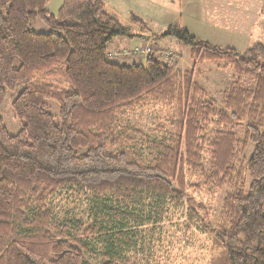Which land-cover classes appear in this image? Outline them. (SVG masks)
I'll return each instance as SVG.
<instances>
[{
	"label": "trees",
	"instance_id": "1",
	"mask_svg": "<svg viewBox=\"0 0 264 264\" xmlns=\"http://www.w3.org/2000/svg\"><path fill=\"white\" fill-rule=\"evenodd\" d=\"M49 1L0 0V106L13 94L20 125L10 134L0 116V264H92L87 256L99 243L101 264H135L126 253L132 231L146 217L161 218L167 202L182 205L195 187L188 175L198 173L204 186L228 190L226 227L207 230L224 246L226 264H264V46L239 52L174 25L158 36L189 47L195 64L232 69L235 81L218 106L176 60L149 54L127 65L107 54L114 38L137 34L102 0H63L55 15ZM37 20L46 32L31 29ZM130 22L148 28L134 15ZM243 78L254 87L244 88ZM149 103L174 113L145 160L126 148L144 134L123 116ZM61 191L91 201L92 220H58L50 200Z\"/></svg>",
	"mask_w": 264,
	"mask_h": 264
},
{
	"label": "rangeland",
	"instance_id": "2",
	"mask_svg": "<svg viewBox=\"0 0 264 264\" xmlns=\"http://www.w3.org/2000/svg\"><path fill=\"white\" fill-rule=\"evenodd\" d=\"M110 5H118V11L125 15L119 17L121 25L137 34L134 37L118 36L107 45V54L120 64L144 63L149 54L158 59L177 61V68L193 70L196 80L204 89L207 98L213 99L221 106L223 94L235 81L231 68H222L212 62L195 64L189 55V47L183 45L174 37L161 38L168 26H180L193 36L223 48L234 47L244 52L255 44L264 46V0H154L150 8L141 7L145 18H140L148 28L135 26L128 22L126 5L130 7L133 0H106ZM171 1V2H170ZM189 3L195 7L198 21L176 16L173 12L162 9L169 5L177 11L182 4ZM62 0H50L46 9L55 15ZM123 5V7L121 6ZM144 6V5H142ZM131 8V7H130ZM205 12V13H203ZM217 27H214V26ZM35 32H46L48 28L37 20L31 24ZM139 34V35H138ZM140 50L134 51L135 39L142 38ZM148 49V52H147ZM264 61V59L262 60ZM246 89L254 87L250 78L242 79ZM13 94H7L5 102L0 106V116L10 134L19 130V122L13 116L10 99ZM50 111L57 115L58 105L53 100L47 101ZM174 110L166 104L149 103L136 107L123 116L128 125L141 130L144 138L137 139L126 145L127 149L140 152L145 160L148 159V142L166 138L169 122ZM264 131V127H263ZM239 138L242 130H237ZM209 149L204 153L205 171L209 167ZM247 153V157L250 155ZM203 176L198 173L188 175V183L193 187L189 190L188 198L180 206L167 202L162 217L156 221L146 218L133 230L132 247L126 251L135 264H226L227 253L224 246L216 239L208 227L220 229L226 227L221 217L222 200L227 189L215 190L203 185ZM199 185V188L196 187ZM50 207L58 220L93 218L96 211L94 204L85 198L71 196L65 191L59 192L50 200ZM197 211L198 217L190 220L191 210ZM131 228V227H130ZM131 235V234H130ZM97 245V244H96ZM103 245L98 244L95 256H87L92 264H101Z\"/></svg>",
	"mask_w": 264,
	"mask_h": 264
},
{
	"label": "crops",
	"instance_id": "3",
	"mask_svg": "<svg viewBox=\"0 0 264 264\" xmlns=\"http://www.w3.org/2000/svg\"><path fill=\"white\" fill-rule=\"evenodd\" d=\"M102 1L105 3L107 9L110 12H112L113 14H115L118 18L119 17L121 18L120 15H122V18L125 16L121 12L118 11V5H110V3L108 1H106V0H102ZM152 3H155V1L154 0H133L132 4L130 5L131 8L126 5L125 12L127 14L126 18H127L128 22L131 24V22H130V16L131 15H134V16L138 15L140 18H145L146 13L140 8L145 7V5H147V7L150 8V5ZM142 5H144V6H142ZM121 6L123 7V5H121ZM162 9H166L169 12H173L174 15L177 13L176 16H178V17H185L188 20H194V21L200 22L198 20V16L196 15L195 7L191 6L189 3H187L186 5L182 4V7H180L177 11L170 8L169 5H166V6L163 5ZM203 13H205V12H203ZM214 27H217V26L215 25ZM142 40H143V37L137 38V40L135 39V41H136L135 46L136 47L140 46ZM232 48L235 49L234 47H232Z\"/></svg>",
	"mask_w": 264,
	"mask_h": 264
},
{
	"label": "built area",
	"instance_id": "4",
	"mask_svg": "<svg viewBox=\"0 0 264 264\" xmlns=\"http://www.w3.org/2000/svg\"><path fill=\"white\" fill-rule=\"evenodd\" d=\"M133 50H134V51H139V52H140V50H139L138 47H135ZM147 52H148V49H147Z\"/></svg>",
	"mask_w": 264,
	"mask_h": 264
}]
</instances>
